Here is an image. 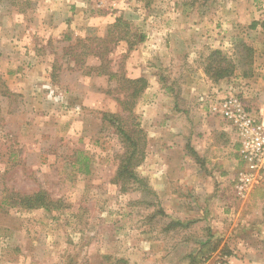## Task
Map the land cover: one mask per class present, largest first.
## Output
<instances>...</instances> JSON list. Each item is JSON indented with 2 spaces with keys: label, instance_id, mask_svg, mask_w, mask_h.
<instances>
[{
  "label": "rangeland",
  "instance_id": "374dc122",
  "mask_svg": "<svg viewBox=\"0 0 264 264\" xmlns=\"http://www.w3.org/2000/svg\"><path fill=\"white\" fill-rule=\"evenodd\" d=\"M215 50L232 77L207 73ZM140 78L133 119L147 140L146 127L154 140L174 129L178 100L194 117L220 118L211 106L230 94L251 109L264 92V0H0V264H264V199L235 196L239 172L215 183L207 217L189 198L176 214L141 165L148 191L115 182L125 143L110 115L131 124L122 103ZM37 192L58 208L19 206Z\"/></svg>",
  "mask_w": 264,
  "mask_h": 264
},
{
  "label": "crops",
  "instance_id": "0c3cea01",
  "mask_svg": "<svg viewBox=\"0 0 264 264\" xmlns=\"http://www.w3.org/2000/svg\"><path fill=\"white\" fill-rule=\"evenodd\" d=\"M224 83L225 81H219L216 86L219 87ZM255 95L256 97L250 96L253 97L251 109L258 118L264 119V92L261 89L255 92ZM181 101L175 102L174 120L178 121L173 123L174 129L159 128L160 131L157 132L156 140H154V131L146 127L150 132V137H148L146 158L141 166L146 170V175L152 177L151 185L157 191L158 196L164 198L165 201L170 198L173 201L179 200L174 206L176 214L185 210L181 206L179 207L181 198H189L188 203L191 204L186 206L189 212L199 211L203 207L201 213L207 217L212 202L221 195L218 191L219 185L215 183L222 184L220 187L224 188V182L232 174L240 172L244 168V162L241 161L238 152L237 154L232 152V134L236 142L234 146L237 145L239 149V144L231 126L220 118L205 117L202 113L194 117L191 110L180 107ZM148 122L149 120L146 121V124ZM182 123L188 124L185 133L187 134L186 142H183L181 136L182 127L178 126ZM177 149H183L184 151H181L180 154L189 156L188 159H180L176 155ZM198 163H200V167L197 166ZM150 165L154 172L152 174L149 172ZM202 172L204 173L202 174ZM205 183L208 186H214V188L204 190ZM202 193L203 200L200 201L198 198ZM247 199L252 206L260 204L264 199V182L252 189ZM177 222L181 223L180 219ZM179 225L177 223L170 224V227L176 228Z\"/></svg>",
  "mask_w": 264,
  "mask_h": 264
},
{
  "label": "trees",
  "instance_id": "16d2710c",
  "mask_svg": "<svg viewBox=\"0 0 264 264\" xmlns=\"http://www.w3.org/2000/svg\"><path fill=\"white\" fill-rule=\"evenodd\" d=\"M121 39H125V36H122ZM244 49L250 53L253 51L247 45H244ZM210 58L212 63L208 67L207 73L211 75L212 78L220 80L227 79L234 75L235 65L229 61V58L220 50L213 51ZM128 83L130 86L129 100L123 102L122 105L124 106V110L129 113L131 124L129 125V121L124 120V118L119 115H110L115 123L114 127L116 132L125 143L124 152L120 157V164L116 171L115 182L121 185L123 191H127V185L132 182L139 183L142 189L148 191L149 186L145 184L146 181L140 178L136 172V169L142 165L146 158L147 135L139 124H134L133 119V107L137 99L147 88L148 82L145 78H140L130 79ZM84 165V171L89 173L88 163L85 162ZM58 205L59 201L51 200L45 192H37L32 195H23L19 197V206L27 210L44 209L50 211L57 209ZM117 264H128V261L120 259L117 260Z\"/></svg>",
  "mask_w": 264,
  "mask_h": 264
},
{
  "label": "built area",
  "instance_id": "2783aa9c",
  "mask_svg": "<svg viewBox=\"0 0 264 264\" xmlns=\"http://www.w3.org/2000/svg\"><path fill=\"white\" fill-rule=\"evenodd\" d=\"M211 113L226 121L236 136L244 168L235 179L234 192L238 199L245 200L264 179V119L258 118L239 94L214 102Z\"/></svg>",
  "mask_w": 264,
  "mask_h": 264
}]
</instances>
